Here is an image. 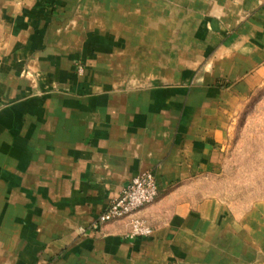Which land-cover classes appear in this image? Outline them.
<instances>
[{
  "label": "crops",
  "instance_id": "1",
  "mask_svg": "<svg viewBox=\"0 0 264 264\" xmlns=\"http://www.w3.org/2000/svg\"><path fill=\"white\" fill-rule=\"evenodd\" d=\"M263 84L264 0H0V264H264L200 184ZM148 171L150 237L87 228Z\"/></svg>",
  "mask_w": 264,
  "mask_h": 264
},
{
  "label": "rangeland",
  "instance_id": "2",
  "mask_svg": "<svg viewBox=\"0 0 264 264\" xmlns=\"http://www.w3.org/2000/svg\"><path fill=\"white\" fill-rule=\"evenodd\" d=\"M235 118L223 158L200 184L231 203L264 204V84Z\"/></svg>",
  "mask_w": 264,
  "mask_h": 264
},
{
  "label": "built area",
  "instance_id": "3",
  "mask_svg": "<svg viewBox=\"0 0 264 264\" xmlns=\"http://www.w3.org/2000/svg\"><path fill=\"white\" fill-rule=\"evenodd\" d=\"M159 192V182L153 172L148 171L133 177L87 228L98 231L108 222L127 219L128 230L125 238L129 242L136 238H148L154 228L139 213L156 200Z\"/></svg>",
  "mask_w": 264,
  "mask_h": 264
}]
</instances>
